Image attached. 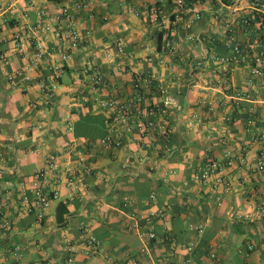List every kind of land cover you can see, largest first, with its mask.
Here are the masks:
<instances>
[{
    "label": "crops",
    "instance_id": "1",
    "mask_svg": "<svg viewBox=\"0 0 264 264\" xmlns=\"http://www.w3.org/2000/svg\"><path fill=\"white\" fill-rule=\"evenodd\" d=\"M93 1V10L76 13L79 27L91 35L72 57L64 59L55 51L58 38L50 32L36 60L35 46L19 51L16 32L32 25L40 9L55 19V26L65 24L56 18L73 0H0V185L8 184L4 217L10 222L0 231V264H69L70 257L74 264H189L188 258L194 264H264V218L256 207L264 200V171L254 170L264 153V141L256 140L264 132V78L251 83V68L233 65L229 84H221L218 66L202 72L196 65L208 56L213 38L219 53L229 52L219 41L228 27L246 38L238 17L249 9L248 0H241L237 14L224 12L222 20L212 12L223 8V0H206L199 26L205 42L197 44L190 40L192 33L178 30L181 50L174 58L165 51L167 37L159 22L148 16L151 6L169 10L172 0H137L136 9L129 0ZM121 43L124 51L118 48ZM93 55L107 81L121 87L124 100L133 97L135 74L146 72H157L180 98L185 94L183 110L170 114L175 126L171 150L160 141L140 146L136 130L123 134L119 129L122 148L101 145L110 131V112L73 101L78 88L96 93L92 72H85ZM27 65L32 66L28 72ZM57 66L63 72L55 102L47 108L44 86L51 84ZM237 91L244 93L242 99L235 97ZM54 153L63 163L52 185L60 196L39 220L27 212L23 192ZM230 155L235 165L224 170L230 188L215 186L214 177L208 183L194 179L208 161L226 165ZM128 156L132 162L126 167ZM149 160L157 163L155 172L149 171ZM67 162L74 168L73 181ZM153 191L156 202L150 199ZM60 202L69 209L63 224L57 219ZM131 210L156 215L135 229L130 227L135 222ZM191 223L203 224V235L193 232ZM151 227L157 238L149 243L152 256L147 257L140 251L146 242L140 233ZM88 235L102 242L92 254L83 249ZM192 241L196 245L189 253L186 246ZM211 251L219 262L209 258Z\"/></svg>",
    "mask_w": 264,
    "mask_h": 264
},
{
    "label": "built area",
    "instance_id": "2",
    "mask_svg": "<svg viewBox=\"0 0 264 264\" xmlns=\"http://www.w3.org/2000/svg\"><path fill=\"white\" fill-rule=\"evenodd\" d=\"M62 1V0H60ZM67 1V0H66ZM206 0H172V7L167 10L162 5H153L149 9L148 16L154 21L159 22L160 29L166 34L165 51L172 58L178 56L181 50V42L175 37L178 30H186L190 34V40L197 44L205 42L203 33L200 32L199 26L203 18V5ZM241 0H223V8H218L212 12L214 19L222 20L224 12L237 14L240 11L239 4ZM248 10H258L264 13V0H248ZM71 3H65L57 15L56 20L65 21V24L57 27L54 24L55 19L45 10L37 11L36 21L25 31L16 32L14 39L19 51H24L30 46H35L37 52L36 60L43 55L46 38L50 32H53L58 38L55 51L59 52L62 58L68 59L77 50L87 38L91 35L88 29H81L79 22L76 20V13L82 10L91 11L94 8L93 0H73ZM132 8L136 9L137 0H129ZM75 9V10H74ZM226 9V10H224ZM75 11V12H74ZM242 10L238 19V27L245 34L244 40L240 39L236 31L227 28L225 38L219 40L229 50L228 53H219L216 48L218 40L213 38L212 48L206 58L200 57L196 60V65L201 71H207L212 66H218L219 81L221 84H229L231 68L233 65H247L251 68L250 82L254 83L256 78H264V27H254L252 24L253 17L246 16ZM140 15L139 12H136ZM200 32V33H199ZM199 34V35H198ZM120 51H124V44H119ZM96 55H93L86 62L85 72H92L91 81L95 95H89L82 89H76L73 94L74 104L97 105L100 108L110 112L107 118V124L110 127L109 133L101 139V145L104 148H122L125 145L122 135L132 134L138 131V143L142 147L154 146V141L165 142L166 146L171 143L175 130L170 114L171 111L183 110V99L177 96L170 84L162 83V79L157 72L136 73L132 83L134 91L133 97L124 100L121 97V87L117 83L107 81L106 75L97 68L95 62ZM32 69L31 65L25 67L28 72ZM63 72L61 66L54 68L51 84L44 86L43 104L47 108L55 102L56 88L59 86V76ZM29 79L30 76H27ZM182 74H176V79L180 81ZM235 97L239 100L244 97L242 91H237ZM36 124L35 126H37ZM121 128H117V126ZM121 129L123 134H121ZM69 130L73 131L74 126L70 125ZM130 141H136L135 137L130 135ZM256 140L264 141V132ZM165 146V145H164ZM131 156L125 161V166L132 162ZM149 171L157 170V163L149 160ZM74 179V168L70 163H66ZM235 165L233 156H229L226 165L218 160H210L204 166L194 173V179L201 183H208L212 177L215 178V186L223 184L231 187V182L224 177V170ZM86 170L92 172L91 165H85ZM63 168L58 153L51 154L48 157V163L45 168L38 171L36 180L29 186L25 187L23 192V201L26 204L27 212L34 213L39 220L47 217L52 202L59 198L60 193L53 188V181L58 172ZM256 171H264V153L258 156ZM150 199L154 202L157 200V193L153 191ZM9 204L8 184L0 185V231L10 227V222L4 217L5 209ZM259 216L264 218V200L256 206ZM156 215V211L148 213L131 210L130 217L135 222L130 223L131 228L141 227L140 221H149ZM190 229L198 235H203L205 227L203 224H190ZM141 236L146 240L141 247V254L147 257L152 256L149 243L157 238V233L152 227L149 229L142 228ZM195 241L190 242L186 248L192 253L195 248ZM102 247L101 240L95 235H88L85 238L83 249L87 254H92ZM209 258L214 261H220L217 253L211 251ZM74 257L69 258V264H74ZM189 264H194L191 258L187 259Z\"/></svg>",
    "mask_w": 264,
    "mask_h": 264
},
{
    "label": "trees",
    "instance_id": "3",
    "mask_svg": "<svg viewBox=\"0 0 264 264\" xmlns=\"http://www.w3.org/2000/svg\"><path fill=\"white\" fill-rule=\"evenodd\" d=\"M227 2H229V0H227ZM246 16H249V17H253V20H252V24L253 26L255 27H259L261 30L263 29L264 27V13L263 12H260L258 10H247V11H244L243 12ZM183 99H185V94L182 95ZM160 146H164V145H160ZM69 212V209L66 205L65 202H60L59 206H58V222L60 224H63L65 223L66 221V218H65V215Z\"/></svg>",
    "mask_w": 264,
    "mask_h": 264
}]
</instances>
